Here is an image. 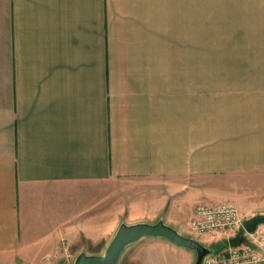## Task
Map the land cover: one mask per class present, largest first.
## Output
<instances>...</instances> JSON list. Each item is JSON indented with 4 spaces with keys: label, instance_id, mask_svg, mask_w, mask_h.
<instances>
[{
    "label": "crops",
    "instance_id": "0c3cea01",
    "mask_svg": "<svg viewBox=\"0 0 264 264\" xmlns=\"http://www.w3.org/2000/svg\"><path fill=\"white\" fill-rule=\"evenodd\" d=\"M193 6L252 7V78H193ZM139 191L151 214L264 215V0H0V264L68 260L105 224L180 234L130 213ZM181 248L120 260L193 264Z\"/></svg>",
    "mask_w": 264,
    "mask_h": 264
},
{
    "label": "rangeland",
    "instance_id": "374dc122",
    "mask_svg": "<svg viewBox=\"0 0 264 264\" xmlns=\"http://www.w3.org/2000/svg\"><path fill=\"white\" fill-rule=\"evenodd\" d=\"M245 8L246 11H243ZM252 20V7L193 6V78H230V80L235 78H252ZM140 192H137L133 196L132 208L129 209L131 214L135 212L136 217L139 216L151 219L152 221L161 219L167 223L178 225V231L181 236L197 241L203 247L209 249L210 254H218L227 247V242L225 241L214 242L210 239H196L188 230L189 217L195 203L191 204L190 202L182 201L173 209L170 203L173 200L171 198L163 211L159 214H151L148 208L151 210L149 205L150 203L152 204V201L145 199L143 202L144 198L137 196ZM174 197H177V195ZM201 201L207 202V200ZM143 204L145 207L147 204L148 206L146 207L147 209L142 211L138 207ZM187 209L189 210L188 213ZM184 226L186 228L183 229L182 227ZM262 227L259 226L260 229ZM117 229L114 226L111 227V224H105L101 230L102 242L100 247L97 245L89 246L88 244L84 246L76 245L70 247V257L68 260L64 259L63 261L47 264H74L77 257L85 252L96 253L94 256H102ZM148 253L149 251L145 252V254L143 252L142 258L136 256L129 257L130 254L127 257L123 256L121 260L119 259L118 264H157L153 257L148 256ZM195 258L194 254L193 264ZM172 260L176 264L182 263V258L178 255L172 257Z\"/></svg>",
    "mask_w": 264,
    "mask_h": 264
},
{
    "label": "built area",
    "instance_id": "2783aa9c",
    "mask_svg": "<svg viewBox=\"0 0 264 264\" xmlns=\"http://www.w3.org/2000/svg\"><path fill=\"white\" fill-rule=\"evenodd\" d=\"M243 217L231 202H198L194 205L188 221V229L196 238L214 242H227L218 254L205 256L201 264H264V226L254 233L243 230ZM244 241L236 247L229 245L239 232Z\"/></svg>",
    "mask_w": 264,
    "mask_h": 264
},
{
    "label": "water",
    "instance_id": "95a60500",
    "mask_svg": "<svg viewBox=\"0 0 264 264\" xmlns=\"http://www.w3.org/2000/svg\"><path fill=\"white\" fill-rule=\"evenodd\" d=\"M264 225V215H257L243 221V230L246 233H254L258 226ZM142 238H162L175 246L191 250L196 255L195 264H201L205 256L210 254L209 249L203 247L197 241L178 234L174 229L164 225L161 221L155 224H121L102 256H87L80 254L74 264H118L123 251ZM244 241V233L239 232L229 241V245L236 247Z\"/></svg>",
    "mask_w": 264,
    "mask_h": 264
}]
</instances>
